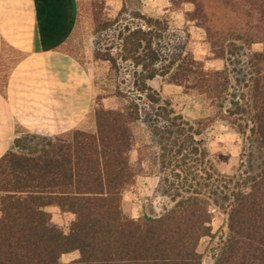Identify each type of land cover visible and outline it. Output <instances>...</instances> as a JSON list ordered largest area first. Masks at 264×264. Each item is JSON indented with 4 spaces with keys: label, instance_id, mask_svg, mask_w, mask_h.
I'll return each mask as SVG.
<instances>
[{
    "label": "trees",
    "instance_id": "trees-1",
    "mask_svg": "<svg viewBox=\"0 0 264 264\" xmlns=\"http://www.w3.org/2000/svg\"><path fill=\"white\" fill-rule=\"evenodd\" d=\"M169 2L174 9L192 4L185 17L204 29L213 57L226 60L224 68L207 70L184 46L165 43L164 20L136 11L132 17L141 21L132 26L102 16L105 0H90L95 32H109L104 50L94 52L115 73L114 89L105 94L122 102L104 107L99 94L93 130L40 135L16 125L0 156V264H203L198 245L212 232L214 205L225 209L228 232L213 264H264V49L251 52L253 69L245 84L261 162L254 167L248 160L241 174L214 166L207 119L186 118L151 84L162 77L197 89L234 124L219 99L231 96L230 103L240 105L235 98L244 93L231 91V55H239L237 41L264 43V0ZM7 57L16 62L20 54L4 45L0 64ZM137 122L146 123L161 169L170 171L164 180L173 205L158 215L133 217L123 208L124 191L136 177L130 153ZM49 205L75 214L67 232L52 221ZM74 250L78 258L65 262L63 255Z\"/></svg>",
    "mask_w": 264,
    "mask_h": 264
},
{
    "label": "rangeland",
    "instance_id": "rangeland-1",
    "mask_svg": "<svg viewBox=\"0 0 264 264\" xmlns=\"http://www.w3.org/2000/svg\"><path fill=\"white\" fill-rule=\"evenodd\" d=\"M89 1L81 0L78 27L70 38L67 49L86 64L91 73L95 91L104 94L114 89V81L111 78L115 73L112 70L110 73L109 62L96 59L94 52L97 48L104 50L105 38L109 32H95ZM149 1L152 4L148 5L149 8H159V13L150 11L144 15L164 20L163 26L166 27L165 43L168 42L172 47L181 48L184 46V50L191 51L207 70L224 68L226 60L213 57L206 41L204 29L186 19L185 11L192 8V4L186 2L187 4L184 3L180 9H174L168 0ZM143 4V0H119L117 2L116 0H105V5L100 9V13L102 16L117 17L120 22L130 20L133 26L141 20L132 17V14L136 11L142 13L140 9ZM218 12L222 14V10L219 9ZM237 44L239 50H237ZM234 49L239 51V55H237L238 57L231 55L233 62L230 65L231 91L235 90L238 95L239 93L244 94L241 98L240 96L235 98H239V107L230 103L231 96H227L226 101L219 99V102L222 101L224 104L223 109L230 108L232 113L230 118L237 120L234 124L221 117L217 103L205 93L197 89H187L181 85L169 83L162 77H157L151 82L155 88L160 90L161 95L172 103L173 108L178 113L190 120L207 119L204 133L207 138L210 158L219 172L228 175L243 173L247 169L248 160L254 167H257L261 162V151L258 148V140L254 134L249 115L250 95L245 84L253 69L250 54L253 51L263 50L264 43L254 42L251 45H240V42L237 41ZM112 96L107 101V105H102L118 107L122 102L121 98L116 95ZM239 123L242 124V127L238 126ZM133 130L135 146L130 155L136 169V177L135 182L124 191L123 208L127 214L133 217H138L144 213L158 215L173 205L170 194L166 192L168 182L164 180L170 171L161 169L157 147L152 142L146 123H135ZM21 136L30 139L27 132L21 133ZM35 142L36 139H32L29 144ZM213 207L212 232L210 235L202 237L198 245L203 264H213L228 232V215L225 209L221 206L214 205ZM69 258L66 257L64 260L68 262Z\"/></svg>",
    "mask_w": 264,
    "mask_h": 264
},
{
    "label": "crops",
    "instance_id": "crops-1",
    "mask_svg": "<svg viewBox=\"0 0 264 264\" xmlns=\"http://www.w3.org/2000/svg\"><path fill=\"white\" fill-rule=\"evenodd\" d=\"M143 2L142 14L159 13L149 8V0ZM79 18L78 0H0V61L4 45L20 54L16 62L7 57L0 64V156L15 137L16 125L40 135L95 128L94 106L101 93L86 64L67 49ZM101 95L103 105L113 97ZM47 210L67 232L75 214L57 205ZM78 256L74 250L63 260Z\"/></svg>",
    "mask_w": 264,
    "mask_h": 264
}]
</instances>
